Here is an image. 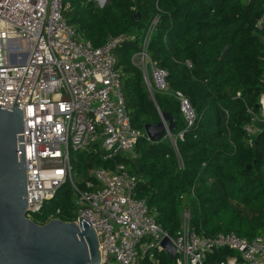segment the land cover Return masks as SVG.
I'll list each match as a JSON object with an SVG mask.
<instances>
[{
    "label": "trees",
    "instance_id": "1",
    "mask_svg": "<svg viewBox=\"0 0 264 264\" xmlns=\"http://www.w3.org/2000/svg\"><path fill=\"white\" fill-rule=\"evenodd\" d=\"M62 2L66 22L93 47L124 38L113 51L131 125L142 133L135 157L106 161L91 146L71 152L77 189L92 180L91 168L120 163L137 179L135 197L145 200L169 236L179 230L184 210L197 234L264 235V125L256 123L254 135L243 128L254 124L248 110L255 112L264 94V0H106L101 7L93 0ZM150 27L148 57L166 72V88L152 93L132 59ZM177 93L192 111L191 124ZM161 113L173 120L171 138L150 141L144 126L157 124ZM75 199L64 184L33 219L43 223L53 213L72 222ZM226 255L221 250L209 260ZM170 263L161 252L157 264Z\"/></svg>",
    "mask_w": 264,
    "mask_h": 264
},
{
    "label": "built area",
    "instance_id": "2",
    "mask_svg": "<svg viewBox=\"0 0 264 264\" xmlns=\"http://www.w3.org/2000/svg\"><path fill=\"white\" fill-rule=\"evenodd\" d=\"M65 9L62 0H0V107H16L23 115L26 218L37 224L57 218L50 213L39 223L33 216L40 214L59 187L69 184L78 207L74 222L79 216L94 230L99 264H139L144 259L157 264L159 254L165 252L161 246L165 237L175 252L170 264H264V235L247 240L233 232L197 234L189 228L187 210L181 213L176 234H166L154 222L145 200L133 194L137 179L123 164L91 168L92 180L77 189L71 152L91 146L106 161L118 154L135 157L134 146L142 133L131 125L113 51L124 38L93 47L66 22ZM150 32L151 27L132 59L152 93L166 88V72L148 57ZM177 95L191 124L192 111ZM248 112L254 124L243 128L254 135L259 131L256 123L264 125V94L258 109ZM166 137L171 138L168 128ZM16 146L19 158L18 141ZM221 250L227 252L224 259L209 260Z\"/></svg>",
    "mask_w": 264,
    "mask_h": 264
},
{
    "label": "water",
    "instance_id": "3",
    "mask_svg": "<svg viewBox=\"0 0 264 264\" xmlns=\"http://www.w3.org/2000/svg\"><path fill=\"white\" fill-rule=\"evenodd\" d=\"M166 128H173V120L161 113L157 124L144 126V133L148 140L158 141ZM22 129V111L0 107V264H99L97 237L83 218L78 216L77 222L54 218L44 224L26 218ZM161 246L173 260L168 237Z\"/></svg>",
    "mask_w": 264,
    "mask_h": 264
},
{
    "label": "rangeland",
    "instance_id": "4",
    "mask_svg": "<svg viewBox=\"0 0 264 264\" xmlns=\"http://www.w3.org/2000/svg\"><path fill=\"white\" fill-rule=\"evenodd\" d=\"M101 1H102V0H96V1H95V2H96V5L100 6V5H101Z\"/></svg>",
    "mask_w": 264,
    "mask_h": 264
}]
</instances>
